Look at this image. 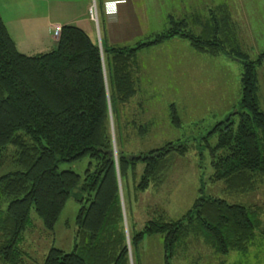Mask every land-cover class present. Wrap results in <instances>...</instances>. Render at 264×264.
<instances>
[{
    "label": "trees",
    "instance_id": "16d2710c",
    "mask_svg": "<svg viewBox=\"0 0 264 264\" xmlns=\"http://www.w3.org/2000/svg\"><path fill=\"white\" fill-rule=\"evenodd\" d=\"M210 15L206 22L194 19L199 25L195 34L187 20L170 18L172 29L135 47L100 48L80 28L65 26L56 48L35 56L18 51L0 15V170H6L0 177V264L31 261L21 248L31 212L53 232L78 189L85 196L79 202L75 250L67 254L53 248L44 264H131L130 250L140 264L147 237L162 238L166 264L180 255L191 259L192 244L199 242L220 257L249 254L264 236V207L231 204L205 196L204 189L181 218L155 211L137 230L134 202L151 188L161 189L175 158L186 157L191 147L178 141L128 154L122 134H112L111 113L115 119L119 106L130 104L139 93L138 53L177 38L188 40L198 54L227 55L243 68L239 123H218L199 146L200 152L209 151L214 171L209 181L230 195H249L264 187V112L257 97L264 51L254 58L242 49L239 25L227 9L218 7ZM171 120L180 127L174 108ZM133 125L143 133L150 127ZM213 137L217 141L212 147ZM87 157L93 161L83 179L59 171L63 163ZM199 157L204 161L203 154Z\"/></svg>",
    "mask_w": 264,
    "mask_h": 264
},
{
    "label": "rangeland",
    "instance_id": "374dc122",
    "mask_svg": "<svg viewBox=\"0 0 264 264\" xmlns=\"http://www.w3.org/2000/svg\"><path fill=\"white\" fill-rule=\"evenodd\" d=\"M143 1L149 3H138L144 9L147 8L145 19H138L137 22L142 29L136 35H133L134 30L127 33L129 38L121 41L120 46L135 47L138 42H143L149 36L172 29L170 18L177 19V22L187 20L190 31L195 34L199 31V25L194 24L196 17L206 22L211 18V11L224 7L239 25L242 49L254 58L264 51L261 45L264 42V0ZM92 4L91 8L97 10L96 3ZM92 21L98 24L99 14L98 18L94 15ZM104 37L101 24L91 39L101 48L104 44L107 45ZM189 44L188 40L177 38L162 46L139 52L136 69L139 93L130 104L119 106L115 119L111 117L112 134L114 138L116 131L117 134H122L123 147L128 154L147 153L169 142H184L191 147L186 157L175 158L165 175L161 189L151 188L140 194L137 202H134L132 221L137 230L143 229L155 211H164L172 219L181 218L192 207L200 189H204L205 196L220 198L231 204H257L264 207V187L249 195H230L223 192L221 184L214 185L209 181L214 174L209 151L200 152L199 146L205 143L207 134L218 123L227 120L239 123L236 112L240 110L243 95V68L238 60H233L227 55L211 57L198 54ZM257 76V97L264 112V65L259 69ZM173 108L180 120V127H176L171 120ZM134 121L139 127H150L143 133L141 129L134 127ZM216 141L214 137L209 138L212 147ZM200 153L203 154L204 161L200 159ZM92 161L87 157L74 163H63L59 165V171H72L83 179ZM5 171L0 170V177ZM84 196L80 189L73 192L53 232L44 228L34 210L31 212V225L21 245L22 250L31 259L27 264H44L46 256L53 248L67 254L74 252L76 220L81 208L79 202ZM121 198L126 215L125 228L128 230L123 189ZM3 208H6V205ZM262 221L264 229V213ZM139 254L140 264H166L161 237H147ZM190 255L191 259L188 255H180L171 261V264H264V236L258 237L248 255L232 253L227 257H220L200 242L192 244ZM130 256L131 264H135L131 250Z\"/></svg>",
    "mask_w": 264,
    "mask_h": 264
},
{
    "label": "crops",
    "instance_id": "0c3cea01",
    "mask_svg": "<svg viewBox=\"0 0 264 264\" xmlns=\"http://www.w3.org/2000/svg\"><path fill=\"white\" fill-rule=\"evenodd\" d=\"M111 1L119 4L115 14L108 15L105 5ZM92 3H96L99 14L98 24H95L90 17ZM138 3L149 2L143 0H0V15L18 51L35 56L44 54V51L54 50L58 43L54 37V30L56 27L65 26L80 28L90 37H94L102 24L105 43L109 46L124 47L120 46L121 41L128 39L127 33L133 30V35L139 33L142 28L137 24L138 19L143 20L147 16V8L144 9ZM261 45L264 48V42Z\"/></svg>",
    "mask_w": 264,
    "mask_h": 264
},
{
    "label": "built area",
    "instance_id": "2783aa9c",
    "mask_svg": "<svg viewBox=\"0 0 264 264\" xmlns=\"http://www.w3.org/2000/svg\"><path fill=\"white\" fill-rule=\"evenodd\" d=\"M117 4H119V3L115 2V1H111V2L106 3V5H105L106 13L108 15L115 14L116 9H117ZM94 15L97 16V18H98L97 10H94L93 8H91L90 9L91 19L94 18ZM61 30H62V28H60V27H56L55 30H54V37H55V39H57V41H58V39L60 37Z\"/></svg>",
    "mask_w": 264,
    "mask_h": 264
},
{
    "label": "water",
    "instance_id": "95a60500",
    "mask_svg": "<svg viewBox=\"0 0 264 264\" xmlns=\"http://www.w3.org/2000/svg\"><path fill=\"white\" fill-rule=\"evenodd\" d=\"M111 117H112V113H111V115H110ZM115 153H116V151H115ZM122 203H123V200H122ZM123 208H124V204H123Z\"/></svg>",
    "mask_w": 264,
    "mask_h": 264
}]
</instances>
